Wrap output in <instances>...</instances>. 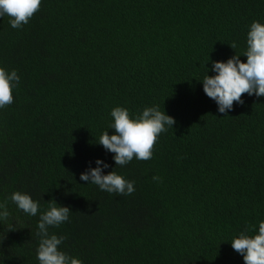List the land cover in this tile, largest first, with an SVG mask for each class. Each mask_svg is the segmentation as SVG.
Here are the masks:
<instances>
[{
    "label": "trees",
    "instance_id": "1",
    "mask_svg": "<svg viewBox=\"0 0 264 264\" xmlns=\"http://www.w3.org/2000/svg\"><path fill=\"white\" fill-rule=\"evenodd\" d=\"M0 18V67L20 77L0 108V264H39L40 216L83 264H244L231 247L264 222V97L221 114L203 91L213 62L247 61L264 0H42L28 24ZM236 43L237 47L230 46ZM158 107L175 124L152 159L115 165L99 144L111 111ZM97 160L134 182L131 195L80 180ZM102 167V165H101ZM153 177H159L154 180ZM39 203L18 209L14 192Z\"/></svg>",
    "mask_w": 264,
    "mask_h": 264
},
{
    "label": "clouds",
    "instance_id": "2",
    "mask_svg": "<svg viewBox=\"0 0 264 264\" xmlns=\"http://www.w3.org/2000/svg\"><path fill=\"white\" fill-rule=\"evenodd\" d=\"M41 3L42 0H0V18L8 16L10 26L20 29L40 10ZM246 43L243 55L247 58L246 63L241 62V56L238 55L227 62H213L212 71L216 75H206L202 81L204 93L216 102L219 113L225 116L232 110L234 103H244V94L264 97V24L255 21L251 24ZM230 47L235 49L237 45L234 42ZM19 80L16 70L9 72L0 67V108L14 102L13 92ZM111 116L114 122L110 127L115 130V134L109 135L105 131L99 138V144L106 151L114 153L116 166L127 165L134 158L141 161L152 159L160 134L167 131L166 126L175 124L172 117L155 106L145 108L135 118L127 108L116 107L111 111ZM96 164V168L82 173L80 180L98 185L100 190L108 193L131 195L135 191L134 182L114 170L104 175L103 169L109 165L102 160H97ZM153 179L159 180V177ZM11 200L18 209L31 216H36L39 211V203L29 194L17 191L12 194ZM70 212L69 207L59 206L52 201L49 209L40 216L37 233L41 237L37 249L39 264H83L80 259L60 250L65 237L48 232L50 226L58 227L67 222ZM9 215L6 204L0 203V219H7ZM231 247L243 257L244 264H264V222L259 223L254 235L241 232L231 241Z\"/></svg>",
    "mask_w": 264,
    "mask_h": 264
}]
</instances>
